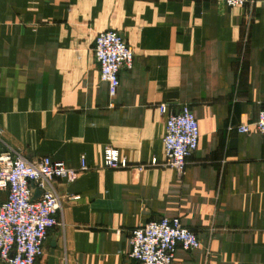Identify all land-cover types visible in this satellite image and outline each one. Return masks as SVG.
I'll use <instances>...</instances> for the list:
<instances>
[{
  "label": "crops",
  "instance_id": "crops-1",
  "mask_svg": "<svg viewBox=\"0 0 264 264\" xmlns=\"http://www.w3.org/2000/svg\"><path fill=\"white\" fill-rule=\"evenodd\" d=\"M110 29L135 54L113 98L94 54ZM160 103L199 122L182 175L164 165ZM263 107L264 0H0V154L89 166L55 180L63 224L35 264H139L131 232L163 216L200 239L174 264H264V134L238 131ZM108 146L131 167H105Z\"/></svg>",
  "mask_w": 264,
  "mask_h": 264
},
{
  "label": "built area",
  "instance_id": "built-area-1",
  "mask_svg": "<svg viewBox=\"0 0 264 264\" xmlns=\"http://www.w3.org/2000/svg\"><path fill=\"white\" fill-rule=\"evenodd\" d=\"M229 6H240L255 0H224ZM94 54L99 64L100 78L108 84L113 98L121 85L120 72L134 65V50L116 30L97 34ZM165 116V166L184 174L188 159L197 151L200 126L192 107L185 104L179 111H171L166 103L158 105ZM252 129L264 134V107L253 124H241L240 132ZM1 131V130H0ZM107 168H130L117 149L106 147L103 154ZM154 158L152 164H156ZM89 169L86 156L80 158L78 168L43 156L36 160L21 152L9 150L0 154V190L7 199L0 204V261L5 264H35L45 252V241L50 228L63 224L57 217L62 199L55 186L56 179L73 182ZM145 166H139L143 171ZM36 191L40 194L36 196ZM79 195L69 197L78 200ZM130 258L139 264H174L177 248L194 250L200 246L196 232L179 217L163 216L133 229L130 236Z\"/></svg>",
  "mask_w": 264,
  "mask_h": 264
},
{
  "label": "water",
  "instance_id": "water-1",
  "mask_svg": "<svg viewBox=\"0 0 264 264\" xmlns=\"http://www.w3.org/2000/svg\"><path fill=\"white\" fill-rule=\"evenodd\" d=\"M39 194H40V191H37V192H36V196H38Z\"/></svg>",
  "mask_w": 264,
  "mask_h": 264
}]
</instances>
